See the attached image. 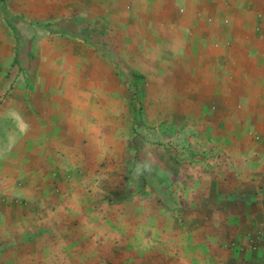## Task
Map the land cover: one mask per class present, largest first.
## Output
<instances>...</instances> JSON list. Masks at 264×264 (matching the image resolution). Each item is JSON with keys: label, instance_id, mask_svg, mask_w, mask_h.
<instances>
[{"label": "rangeland", "instance_id": "rangeland-1", "mask_svg": "<svg viewBox=\"0 0 264 264\" xmlns=\"http://www.w3.org/2000/svg\"><path fill=\"white\" fill-rule=\"evenodd\" d=\"M255 2L0 0L5 264H189L175 250L196 245L197 212L264 188V107L241 108L264 90ZM254 226L247 248L228 237L226 264L263 251ZM212 242L197 246L220 252Z\"/></svg>", "mask_w": 264, "mask_h": 264}, {"label": "crops", "instance_id": "crops-1", "mask_svg": "<svg viewBox=\"0 0 264 264\" xmlns=\"http://www.w3.org/2000/svg\"><path fill=\"white\" fill-rule=\"evenodd\" d=\"M256 6L257 8L262 7L264 5V0H256ZM246 20V15L242 16ZM200 43H198L199 45ZM201 46V45H200ZM255 58V57H254ZM257 59V57H256ZM249 63L250 60L243 59L241 60V66L245 63ZM257 61L253 59L252 63L256 64ZM211 63V62H209ZM250 65V63H249ZM249 65H245L247 68ZM230 68V67H229ZM230 70V69H229ZM231 70H233V66L231 67ZM244 70L241 68V72ZM240 72V73H241ZM241 73V81L247 83L250 79L251 84L253 82V79H255L256 75L253 73H249L248 71L245 74ZM233 75H237V73H231ZM247 81V82H246ZM249 88H251V85L248 87L243 88V93L241 94V89L235 90V88H231L230 86L225 87V90L222 89V91H217L221 92L223 96H230V94H237L241 95V97H244V95H247L249 92ZM252 91V90H251ZM250 91V92H251ZM264 94V90H260L258 86H255L252 91V95L256 98V105L254 106L252 103H250V94L248 95V98H244L245 100L242 99L241 101V108L242 110H247L251 111L252 108L257 109L258 107H264L260 104V96ZM209 95H216L214 92V89H212V93ZM247 102V103H246ZM33 134V136H32ZM31 134V137L34 142L38 143V135H40L39 130L35 129L33 133ZM16 140V138H15ZM1 152H3V149H0V177L4 176V173L8 170L6 167L7 164H5V160L2 157ZM246 156V154H241V157ZM40 167V166H39ZM37 168V166H36ZM248 172H245L243 170V175H241V180L246 182L245 176L247 175H258L256 173V169L251 167ZM254 169V170H253ZM242 170V169H241ZM4 187L3 185L0 186V195L4 193ZM240 191V190H239ZM232 197V203L234 204L231 209H225L221 206L223 203L222 201L220 203L216 204V209H211L213 207L207 206L209 204H205L207 210H200L196 214L195 218V223H198V226L195 228H192V233H189L190 240H196V245H193V247H183L180 243L179 247L175 250V254L178 256H182L183 253L186 255L188 254L189 256H193V258H190L189 264H198V256H204L208 257L205 258V264H226L227 263V252L229 251L226 249V245L228 240L230 238L235 237H241V241L245 244V247H248L247 241H248V234L254 235L256 231V227L254 225L258 224L259 222H264V188H261V186L257 183L253 184H247V183H241V192H234ZM230 195V194H229ZM228 197V196H227ZM235 201H234V200ZM219 204V205H218ZM223 205V204H222ZM225 206V205H223ZM220 207L222 209H220ZM7 220L12 221V219H7V216L5 214V207L3 206L2 203H0V264H5L6 261V255H7V238H6V223ZM236 224V226H235ZM212 225H219V227L222 229H227L228 225H233L234 230H231L229 232V236H227V233L224 234V232H219V233H214L212 231ZM241 226V228H240ZM181 238L182 236H186L187 239V234H180L179 235ZM229 237V239H228ZM216 239L219 241V250L220 252H215V253H209L206 250L202 251L203 248H198L197 246V241L198 240H205L208 241L210 240L211 242ZM180 240V239H179ZM213 244V242H212ZM246 256L248 255V261L249 264H264V248L263 251L260 253L255 254L250 253V249L247 250ZM229 255V254H228ZM48 264V263H47ZM165 264V263H163ZM174 264H187L186 262H182L179 259L178 263Z\"/></svg>", "mask_w": 264, "mask_h": 264}, {"label": "built area", "instance_id": "built-area-1", "mask_svg": "<svg viewBox=\"0 0 264 264\" xmlns=\"http://www.w3.org/2000/svg\"><path fill=\"white\" fill-rule=\"evenodd\" d=\"M239 264H241V263H239Z\"/></svg>", "mask_w": 264, "mask_h": 264}]
</instances>
